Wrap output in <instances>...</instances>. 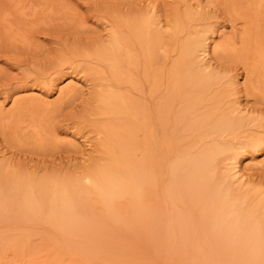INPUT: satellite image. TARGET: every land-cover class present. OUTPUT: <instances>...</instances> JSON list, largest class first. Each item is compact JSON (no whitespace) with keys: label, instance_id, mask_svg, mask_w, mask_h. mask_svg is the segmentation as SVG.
I'll return each instance as SVG.
<instances>
[{"label":"rangeland","instance_id":"rangeland-1","mask_svg":"<svg viewBox=\"0 0 264 264\" xmlns=\"http://www.w3.org/2000/svg\"><path fill=\"white\" fill-rule=\"evenodd\" d=\"M0 211V264H264V0H0Z\"/></svg>","mask_w":264,"mask_h":264},{"label":"bare ground","instance_id":"bare-ground-1","mask_svg":"<svg viewBox=\"0 0 264 264\" xmlns=\"http://www.w3.org/2000/svg\"><path fill=\"white\" fill-rule=\"evenodd\" d=\"M214 49V48H213ZM133 83V82H132ZM110 94H113V91H111L110 92ZM110 94L104 99V104H105V110H106V112H107V115H110V116H112V117H116V116H118V114L120 113L119 111H125V112H129V108H131V109H134V110H136V116H135V118L137 119V117L141 114V112H140V109L138 108V106H137V104H135L134 102H129V103H123L122 101H121V97H118V96H115V97H111L110 96ZM120 95V94H119ZM155 114H156V112H155ZM163 114H165V109H164V107L161 109H158V116H159V118L161 117V115H163ZM167 115V114H166ZM140 118V117H139ZM139 121V120H138ZM110 125H112L111 124V122L109 123ZM127 127H129L128 125H127ZM31 130V129H30ZM124 134H126V133H124V131H122L121 129H117V127H111L109 130H108V138H109V141H108V144L106 145V149L108 150V151H111L112 150V148L114 147V143L116 142V140H122L123 139V136H124ZM41 136V135H40ZM32 137V136H31ZM162 141V140H161ZM124 144L126 145V147L125 148H127V150H128V152H129V150H130V148L132 147V141L131 140H128V141H126V142H124ZM168 168V167H167ZM167 168H166V170H167ZM102 177H103V179L104 180H107V181H109V182H111V183H113V182H115L116 181V179H115V177H114V175H110V173H106L105 171H103L102 172ZM136 179H135V183H136V186H135V189L137 190V189H139V187H140V185H141V179H140V177L138 176V175H136V177H135ZM88 179V178H87ZM131 185V184H130ZM133 186V185H132ZM116 190H117V192L118 193H120V194H127L128 193V191L124 188V186L122 185V184H118L117 185V188H116ZM119 198V197H118ZM115 201V200H114ZM123 201V200H122ZM235 205V204H234ZM230 208V207H229ZM1 212V211H0ZM67 212V211H66ZM248 215H249V213H248ZM130 216V215H129ZM251 216L249 215V218H250ZM253 217H254V215L252 216V218H251V220H253ZM75 218V217H74ZM205 220V219H204ZM244 221V220H243ZM242 221V223H244L245 221H247V219L243 222ZM135 222V221H134ZM224 222V221H223ZM231 222V221H230ZM230 222H229V224L228 225H230ZM248 222V221H247ZM248 224H249V222L245 225V224H242V227H241V232H243L246 228H247V226H248ZM255 224V223H254ZM129 225V224H128ZM135 225V224H134ZM236 225V224H235ZM86 226V225H85ZM254 226V225H253ZM78 228H79V226H77ZM82 227V226H81ZM231 226H229V228H230ZM257 227V226H256ZM249 228V227H248ZM252 228V229H251ZM250 229H251V231H249L248 233H249V235H248V242H249V240L252 242V240L254 241V239H252V238H255L256 236H255V234L257 233V230L255 229V228H253V227H251ZM68 229V228H67ZM136 229V228H135ZM228 229V228H227ZM232 229V228H231ZM76 230V229H75ZM203 230V229H202ZM234 232V231H233ZM68 233V232H67ZM74 233V232H73ZM90 233V232H89ZM245 233V232H244ZM244 233H243V235H244ZM264 233V232H263ZM69 234H70V232H69ZM75 234V233H74ZM94 236V235H93ZM258 236V235H257ZM235 237V236H234ZM240 237V236H239ZM245 237V236H244ZM259 237V236H258ZM242 238V237H241ZM262 238V237H261ZM243 239V238H242ZM252 239V240H251ZM100 240V239H99ZM261 240V239H260ZM259 240V241H260ZM258 241V239H257V237H256V239H255V242H254V244L256 245V242ZM251 244V243H250ZM257 244H259V243H257ZM263 245H264V242L262 243ZM261 244V245H262ZM262 245V246H263ZM239 248V247H238ZM263 248H264V246H263ZM264 252V251H263Z\"/></svg>","mask_w":264,"mask_h":264}]
</instances>
